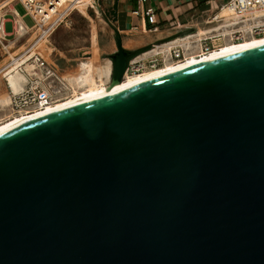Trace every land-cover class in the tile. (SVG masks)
Instances as JSON below:
<instances>
[{"label":"water","instance_id":"95a60500","mask_svg":"<svg viewBox=\"0 0 264 264\" xmlns=\"http://www.w3.org/2000/svg\"><path fill=\"white\" fill-rule=\"evenodd\" d=\"M0 264H264V45L1 133Z\"/></svg>","mask_w":264,"mask_h":264},{"label":"bare ground","instance_id":"6f19581e","mask_svg":"<svg viewBox=\"0 0 264 264\" xmlns=\"http://www.w3.org/2000/svg\"><path fill=\"white\" fill-rule=\"evenodd\" d=\"M93 4L94 0H82L77 8L91 18L88 14V9ZM11 8L15 10L13 6ZM217 17L223 19L217 24L218 26L211 28L196 27L181 36L178 35L156 43L147 54L155 55L161 53L163 57L162 64L145 68L139 72H125L122 80L119 81H113L112 59H101L100 47L96 42L93 58L81 59L74 71L61 75H58L54 70L48 73L47 69L41 66L36 59H30V57L28 58L27 55L23 54V51L35 39V34L32 35L30 39L23 43L22 49L16 54H10L9 61L0 67V77L3 78L2 82L4 81L7 86L4 88L0 82V134L24 123V121H29L70 104L151 80L219 56L264 45V35L257 36L249 32L251 25L264 22V11L254 12L244 23H238L239 21L233 15V12L226 5H223L219 8ZM236 26L241 31V40H236L232 34ZM37 29L41 35L38 38L37 45L34 47L35 49H38L39 44L41 43L42 45L45 42L44 39H47L51 31L54 30L53 27L42 32L41 29ZM92 32L94 33V38L97 39L96 29L93 28ZM23 33L24 30L17 27L15 39ZM208 35H214V40L218 39V42L219 40L221 42L215 43L213 47L206 50L202 48L201 39ZM175 46L183 47V56L181 58L172 57L171 49ZM31 79L36 81L34 85L42 83L43 87L55 91L56 94L47 104L40 103L26 108L15 109L12 103V92H19L24 89V86ZM57 81L58 83L55 85L54 82ZM63 88H65V91H63Z\"/></svg>","mask_w":264,"mask_h":264},{"label":"built area","instance_id":"2783aa9c","mask_svg":"<svg viewBox=\"0 0 264 264\" xmlns=\"http://www.w3.org/2000/svg\"><path fill=\"white\" fill-rule=\"evenodd\" d=\"M97 1L98 0H94V2ZM144 1L145 0H140V2ZM12 2H14L12 6L15 10L10 8L6 12L0 14V41H5L8 36H13L15 38L17 36V27L24 30V33L22 34L24 36L35 34V39L23 51V54L27 55L28 58L30 57V59H36L41 66L47 69L48 73H51L52 70H54V67L44 58L39 49L34 48L41 35L37 28L41 29L42 32L46 29H51L52 27L55 29V27L57 28L61 24L67 25L70 22L71 14L78 9L77 7L82 0H0V6L3 8L10 5ZM16 3H20L24 7L25 12L23 15L16 10ZM224 5L233 12V15H235L239 21L238 23H244L254 12L264 11V0H228ZM133 12L136 15L149 16L152 14L150 9H147L144 12L136 9ZM26 16L31 17L33 20L32 25H28L24 22ZM6 21L13 23V30L10 32L5 29ZM221 21H223V19L217 17V12L208 18H204V23L207 25H211L212 23L218 24ZM180 29L184 31L183 33L185 34V32L190 29H195V27H187L183 24L180 26ZM249 29V32L254 35H264V22L251 25ZM232 34L236 40L241 39V31L238 26H236ZM32 35H30L28 39H30ZM214 37V35H208L202 38V48L207 50L213 47L215 45ZM171 55L173 58H181L183 56V47H173L171 49ZM158 57H160V59ZM162 62L163 57L161 53L145 58L135 56L128 60L125 72H139L148 66L160 65ZM34 82L36 81L31 79L30 82L24 86V89L19 92H12V103L15 109L26 108L40 103L47 104V102L52 100L56 92L43 87L42 83H36V85H34ZM63 91H65V88H63Z\"/></svg>","mask_w":264,"mask_h":264},{"label":"rangeland","instance_id":"374dc122","mask_svg":"<svg viewBox=\"0 0 264 264\" xmlns=\"http://www.w3.org/2000/svg\"><path fill=\"white\" fill-rule=\"evenodd\" d=\"M117 1L118 0H98L97 2H94V4L88 9V14L92 19L87 17V15L82 13L78 8L79 10H76L71 14L70 22L67 25H59L51 31L47 39H44L45 42H43L42 45L41 43L39 44L38 49L40 50V53L54 67V71L58 75L74 71L81 59L93 58L95 42L100 47L99 53L101 59L106 60V58H109V55H107V48L115 40L113 37L115 35L113 30L115 25L114 3H117ZM226 1L227 0H221L220 6H222V4L224 5ZM13 3L14 2L3 8L0 6V14L10 9L12 6L11 4ZM15 8L22 15L25 12L24 7L20 3H16ZM219 8L213 11L210 16L218 12ZM32 21L31 17H25L24 22L28 25H32ZM212 26L215 27L218 25L213 23L211 25L201 24L199 28H211ZM93 28L96 29L97 39L94 38V33L92 32ZM5 29L8 32L12 31L13 23L6 21ZM183 34V32H178L176 36ZM30 35L24 36L21 34L17 39L13 36H8L5 41H0V67L9 61L11 57L10 54H16L22 49L23 43L27 41ZM219 42L221 41L219 40ZM219 42L218 39L214 40V43ZM146 68H151V66ZM0 80L4 88H6L7 86L5 82H2V77H0ZM57 83L58 81L54 82L55 85Z\"/></svg>","mask_w":264,"mask_h":264},{"label":"crops","instance_id":"0c3cea01","mask_svg":"<svg viewBox=\"0 0 264 264\" xmlns=\"http://www.w3.org/2000/svg\"><path fill=\"white\" fill-rule=\"evenodd\" d=\"M221 0H118L115 2L114 32L115 40L107 48L109 58L118 51L116 37L120 36L122 46L130 56H151L147 52L156 44L171 39L183 24L187 27H200L220 6ZM228 1V0H227ZM226 1V2H227ZM152 11L149 16L136 15L134 10ZM192 30V29H190ZM188 30V31H190ZM187 31V32H188ZM181 36V35H179ZM131 39V40H130ZM129 41V42H128ZM147 50H143L146 49ZM160 59V57H158Z\"/></svg>","mask_w":264,"mask_h":264},{"label":"trees","instance_id":"16d2710c","mask_svg":"<svg viewBox=\"0 0 264 264\" xmlns=\"http://www.w3.org/2000/svg\"><path fill=\"white\" fill-rule=\"evenodd\" d=\"M147 49H148V48H146V49H143V50H147ZM137 54H139V52H138V51H137V52H134V53H132L129 59H131V58H133V57L137 56Z\"/></svg>","mask_w":264,"mask_h":264}]
</instances>
